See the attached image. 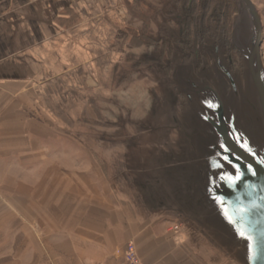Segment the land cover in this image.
<instances>
[{"label": "crops", "instance_id": "crops-1", "mask_svg": "<svg viewBox=\"0 0 264 264\" xmlns=\"http://www.w3.org/2000/svg\"><path fill=\"white\" fill-rule=\"evenodd\" d=\"M133 2L0 0V205L19 207L7 215L19 229L6 230V243L26 247L27 222L64 219L44 240L30 233L50 264H122L130 241L141 264H241L202 232L136 202L100 150L58 132L59 102L45 101L66 90V108L82 109L117 75L135 36Z\"/></svg>", "mask_w": 264, "mask_h": 264}, {"label": "rangeland", "instance_id": "rangeland-1", "mask_svg": "<svg viewBox=\"0 0 264 264\" xmlns=\"http://www.w3.org/2000/svg\"><path fill=\"white\" fill-rule=\"evenodd\" d=\"M253 2L263 23L264 67V0ZM131 13L135 36L129 42L128 54L118 63L117 75L103 79V90L86 95L82 109L66 108V90H60L59 101L50 98L45 101L59 102L52 109L58 118L65 120H60L63 123L58 132L76 138L90 152L100 150L103 164L116 167L113 172L118 175L120 186L136 202L151 203L148 198L152 192L161 195L165 192L172 193L177 204V201L184 202L182 189L186 192L194 189L191 163L171 172H157V155L172 154L176 150V134H170V128L165 130L164 123L169 116L167 124L171 121L170 126L173 125L178 107L186 102L188 94H193L180 92L181 86L191 89L211 86L221 96L226 94L225 116L237 112L235 118L241 129L236 127L243 139L251 146L264 142V124L246 78L252 25L241 0H134ZM184 60L186 65L179 69V63ZM228 66L234 83L228 76ZM210 99L205 92L194 96L197 102ZM205 113L207 116L213 111L207 108ZM168 135L170 139L166 142ZM193 156L194 152L190 151L188 160ZM166 157L164 161L169 165L178 160V157L174 160ZM46 177L44 183L50 184ZM182 186L187 188H177ZM46 208L44 203L43 212ZM18 213V205H0V264H50L45 252L35 250L34 236L44 240L45 234L55 226L65 229L66 220L44 219L39 227L27 222V246L9 247L4 234L10 228L18 230L19 222L8 220L7 215ZM171 216L182 226L195 228L190 220ZM30 233L34 234L32 239ZM11 240L12 244L17 242L16 237ZM30 249L34 251H27Z\"/></svg>", "mask_w": 264, "mask_h": 264}, {"label": "water", "instance_id": "water-1", "mask_svg": "<svg viewBox=\"0 0 264 264\" xmlns=\"http://www.w3.org/2000/svg\"><path fill=\"white\" fill-rule=\"evenodd\" d=\"M241 2L248 11L253 30L252 45L248 55L249 75L246 78L256 97L259 117L264 124V67L261 53L263 23L253 0H241ZM185 65L186 60L183 63L180 62L178 68L182 69ZM228 69H230L229 66ZM228 76L234 83L231 69ZM173 79L176 80V77L173 76ZM180 88V92L193 93L194 96L202 95L204 92L208 93L211 99L197 102L193 94H188L186 102L178 107L175 123L171 126L170 120L167 124L168 116L164 127L165 130L170 128V134L171 132L176 134V138L174 136L176 150L168 155L164 152L158 153L157 172L163 170L171 172L172 169L188 166L185 164L191 163L194 189L187 190V192L182 189L184 202L177 201V204L173 200L172 193L162 192L161 195L152 192L151 198H148V202L150 200L151 203L146 202L147 204L143 206L152 211L166 212L190 220L195 226L194 230L205 234L210 241L241 264H264V142L251 146L247 141L250 151L244 150L241 145L246 140L243 139L241 127L237 125L235 118L237 112H231L232 116H225L224 97L227 96L226 94L221 96L217 89L211 86L191 89L183 85ZM209 104L214 107H209ZM174 107H176L175 104ZM255 107L254 105V109ZM207 108L212 109L213 113L206 116ZM168 136L169 138L167 136L165 138L166 142L170 139V135ZM221 139L241 157L239 163L244 175L232 188L219 180L220 169L214 167L217 159L216 153L219 150L217 142ZM190 151L194 152V156L188 160L187 156ZM166 156L170 160L178 157V160L170 161L172 164L169 165L164 161ZM248 164L252 165V171H248ZM217 196L224 198L229 215L235 216L238 207L245 209L244 215L248 221L245 227L252 236L251 241L237 234L235 227L229 223L224 214L225 209L217 202ZM249 244L252 245L251 249L248 247Z\"/></svg>", "mask_w": 264, "mask_h": 264}, {"label": "snow or ice", "instance_id": "snow-or-ice-1", "mask_svg": "<svg viewBox=\"0 0 264 264\" xmlns=\"http://www.w3.org/2000/svg\"><path fill=\"white\" fill-rule=\"evenodd\" d=\"M209 107H214L213 105L209 104ZM218 151L216 153L217 159L215 161L214 167L220 169V172L218 173V178L220 181L224 182L229 188H232L236 186L237 182H239L244 172L241 168V164L239 163L241 161V157L236 154L235 151L222 139L218 140ZM245 151H250L249 145L247 142L241 145ZM255 155V153H252ZM228 166V167H226ZM248 171H252V165H247ZM217 202L221 205L222 208L225 209V216L230 224H232L237 234L241 238H246L247 240L251 241L252 236L248 233L246 230V224L248 223L246 216L244 215L245 209L243 207H238L236 209V215H229L226 210V202L223 197L217 196L216 197ZM249 249H251L252 245H248Z\"/></svg>", "mask_w": 264, "mask_h": 264}, {"label": "built area", "instance_id": "built-area-1", "mask_svg": "<svg viewBox=\"0 0 264 264\" xmlns=\"http://www.w3.org/2000/svg\"><path fill=\"white\" fill-rule=\"evenodd\" d=\"M122 264H141V259L134 241L128 242L126 246L125 260Z\"/></svg>", "mask_w": 264, "mask_h": 264}, {"label": "flooded vegetation", "instance_id": "flooded-vegetation-1", "mask_svg": "<svg viewBox=\"0 0 264 264\" xmlns=\"http://www.w3.org/2000/svg\"><path fill=\"white\" fill-rule=\"evenodd\" d=\"M193 1V0H192ZM193 3V2H192ZM192 8V7H191ZM225 16V15H224Z\"/></svg>", "mask_w": 264, "mask_h": 264}]
</instances>
